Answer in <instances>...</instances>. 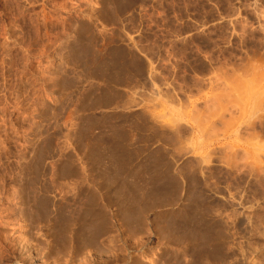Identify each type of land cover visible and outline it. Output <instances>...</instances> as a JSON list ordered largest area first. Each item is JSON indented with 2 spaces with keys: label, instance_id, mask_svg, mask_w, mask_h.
I'll return each mask as SVG.
<instances>
[{
  "label": "rangeland",
  "instance_id": "1",
  "mask_svg": "<svg viewBox=\"0 0 264 264\" xmlns=\"http://www.w3.org/2000/svg\"><path fill=\"white\" fill-rule=\"evenodd\" d=\"M159 90L201 138L98 116ZM176 259L264 264V0H0V264Z\"/></svg>",
  "mask_w": 264,
  "mask_h": 264
},
{
  "label": "crops",
  "instance_id": "2",
  "mask_svg": "<svg viewBox=\"0 0 264 264\" xmlns=\"http://www.w3.org/2000/svg\"><path fill=\"white\" fill-rule=\"evenodd\" d=\"M207 99L209 102L211 101L210 97L203 98L195 92L191 95L182 96L162 90L152 93L128 92L122 93L119 108L105 110V113L103 110H99L98 116L101 117L104 114L108 118L112 116L117 118V112L125 114L128 110L131 125L140 124L145 126L146 131L149 132L152 128L158 134V137L154 136L153 143L147 144L148 147L159 149L177 147L179 141L186 140V134L192 140H196V137L201 138L199 125L197 121H193V118L202 114L201 111L204 108L202 101L206 102ZM163 133L169 134L173 143L165 142L160 137V134ZM197 146L194 144V147Z\"/></svg>",
  "mask_w": 264,
  "mask_h": 264
},
{
  "label": "bare ground",
  "instance_id": "3",
  "mask_svg": "<svg viewBox=\"0 0 264 264\" xmlns=\"http://www.w3.org/2000/svg\"><path fill=\"white\" fill-rule=\"evenodd\" d=\"M70 240H71L70 243H72V239H70ZM74 244H75V243H73V245H74ZM70 245H72V244H70ZM74 246H75V245H74ZM77 246H78V245H77ZM77 246H76V248H77ZM71 247H72V246H70V250H71ZM73 248L75 249V247H73ZM73 248H72V249H73ZM74 249H73V250H74ZM75 250H76V249H75ZM71 252H72V251H71ZM72 253H73V252H72ZM70 254H71V253H69V255H70ZM178 254H179V253H178ZM71 256H72V254H71ZM179 256L181 257V255H179ZM72 257H74V256H72ZM72 257H69V259H71ZM174 257H175V256H174ZM176 258L178 259L177 255H176ZM177 259H176V262H178ZM180 261H181V260H180ZM180 261H179L178 263H180ZM182 261H183V260H182ZM182 261H181V262H182ZM180 264H181V263H180Z\"/></svg>",
  "mask_w": 264,
  "mask_h": 264
}]
</instances>
